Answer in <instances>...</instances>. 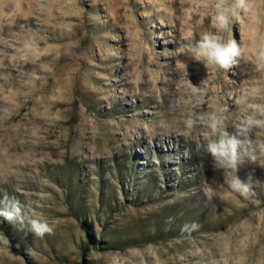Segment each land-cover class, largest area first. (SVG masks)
Here are the masks:
<instances>
[{"label":"rangeland","instance_id":"rangeland-1","mask_svg":"<svg viewBox=\"0 0 264 264\" xmlns=\"http://www.w3.org/2000/svg\"><path fill=\"white\" fill-rule=\"evenodd\" d=\"M215 13V0H0V199L54 225L38 237L0 217V264H264V166L239 171L249 196L232 191L205 122L264 143L244 128L264 119V0L219 33L243 53L227 71L191 56Z\"/></svg>","mask_w":264,"mask_h":264},{"label":"clouds","instance_id":"clouds-1","mask_svg":"<svg viewBox=\"0 0 264 264\" xmlns=\"http://www.w3.org/2000/svg\"><path fill=\"white\" fill-rule=\"evenodd\" d=\"M193 4L199 7L200 0H193ZM251 0H215L216 13L214 16L215 33H205L195 42L191 56L196 61L202 62L205 67H214L221 70H229L239 63L242 57V49L236 39L225 40L219 33L229 32L233 22L250 11ZM255 68L257 71H264V40L258 44L255 51ZM240 98L237 103H244ZM264 116V111L261 112ZM205 114L189 117L184 121L185 127L191 130L196 126L197 120H203ZM206 126L215 135V139H209L206 150L213 158L219 168L224 169L227 176L229 188L242 196H249L252 192V185L249 181L243 180L238 175L239 171L246 165L264 166V143L258 146L249 145L238 135L230 134L223 126V119L216 113L206 114ZM253 126L264 127V119L248 117L244 121L245 130ZM254 171V169H253ZM249 179L251 173L248 174ZM0 217L10 224L27 225L31 232L44 237L54 232V225L46 218L34 216L26 205L22 204L15 197L5 195L0 199Z\"/></svg>","mask_w":264,"mask_h":264},{"label":"bare ground","instance_id":"bare-ground-1","mask_svg":"<svg viewBox=\"0 0 264 264\" xmlns=\"http://www.w3.org/2000/svg\"><path fill=\"white\" fill-rule=\"evenodd\" d=\"M170 128H171L170 126L169 127H159V130H158L159 132L154 135L153 139H161V137L164 136V132L169 131ZM169 142L172 143V141H169Z\"/></svg>","mask_w":264,"mask_h":264},{"label":"trees","instance_id":"trees-1","mask_svg":"<svg viewBox=\"0 0 264 264\" xmlns=\"http://www.w3.org/2000/svg\"><path fill=\"white\" fill-rule=\"evenodd\" d=\"M71 188H70V185H69V190H70Z\"/></svg>","mask_w":264,"mask_h":264}]
</instances>
